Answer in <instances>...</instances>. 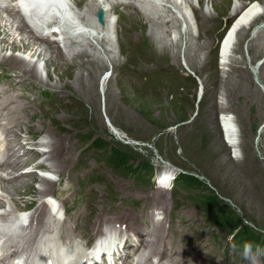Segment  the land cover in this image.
Returning <instances> with one entry per match:
<instances>
[{
    "label": "rangeland",
    "instance_id": "374dc122",
    "mask_svg": "<svg viewBox=\"0 0 264 264\" xmlns=\"http://www.w3.org/2000/svg\"><path fill=\"white\" fill-rule=\"evenodd\" d=\"M175 1L184 4L185 9L193 6V17L201 28L199 40L168 39L152 22L139 18L143 28L125 19V33L119 36L115 51L98 58L88 55L89 60L93 58L104 65L90 75L83 68L77 69L85 61L84 56L59 64L43 50L37 55L29 45L22 49L23 35L0 19V25L9 35L5 37L7 43L16 46L3 49L1 35L0 59L6 61L13 57L19 61L23 56L18 52H22L24 63L33 64L38 73V82L24 81L17 96L12 97L23 100L13 103L19 109L17 140L13 143L19 141L21 133L49 131L51 143L55 142L50 160L71 181L77 179L71 170L74 150L81 148L76 139L88 134L106 141L111 148L107 153L115 148L139 162H168L198 176L249 226L264 234V31L252 38V28L242 31V27L240 35H235L240 38V45L225 59L215 49L236 11L245 9L251 1L262 0H220L216 5L211 0ZM261 21L264 16L253 25ZM149 53L152 55L148 56ZM8 63L16 71L15 62ZM20 70L24 71L22 67ZM79 74L86 79L77 80ZM43 90L51 97H44ZM224 112L231 115L238 130L239 145L235 152L225 137L221 122ZM64 141L65 150L58 154V144ZM70 148L69 160L64 153ZM65 163L69 165L62 167ZM108 173L104 177L107 183L95 186L98 200L92 205V211L111 206L108 211L105 209L108 216H113L115 210L119 214L128 213L124 205L132 191H128L124 180L129 178L123 180L115 171ZM39 184L34 178H18L9 184V188L18 192L9 198L18 204L24 203ZM109 185L120 196L118 199ZM185 192L194 202L201 194L191 188ZM140 193L139 197L144 199L146 193L141 188ZM120 198L121 202L116 203ZM203 221L215 240L226 239L224 232L206 225L205 218ZM174 223L166 241L189 250V240L175 232L180 228ZM232 240L234 244H242L237 235ZM224 244L211 246L214 252L221 253ZM254 253L255 264H264L260 252L254 250ZM187 257L197 263L192 253ZM246 259L245 263L253 264L251 257Z\"/></svg>",
    "mask_w": 264,
    "mask_h": 264
},
{
    "label": "bare ground",
    "instance_id": "6f19581e",
    "mask_svg": "<svg viewBox=\"0 0 264 264\" xmlns=\"http://www.w3.org/2000/svg\"><path fill=\"white\" fill-rule=\"evenodd\" d=\"M105 1L109 2V0H105ZM219 1L220 0H211V2L215 3V5L218 4ZM254 2L255 1H253V2L251 1L247 7H243L245 9H242V8L240 9L239 8V10L236 11L237 16H236L235 20L232 23L233 29L234 30L236 29V30H235V32L230 31L226 35V37L224 39V42H223L222 51H221V58H223V59L227 58V56H226V53H227L226 52V49L227 48L229 49V52L230 51L233 52L234 51V47H236V45H240V42H241L239 40L240 38L239 39L235 38V35H240V33L242 31H244L246 28H247V30L251 29V24L255 21L254 19L257 18V17H261L262 15H264V1L262 0L261 2L260 1H256L255 3ZM117 4L118 3H116L115 5H117ZM89 5L90 6H93L92 3H89ZM11 11L12 10H10L9 12H11ZM233 15H234V13L232 14V16ZM0 19L6 20L2 14H0ZM128 21L131 24H135L137 26H140V27H143L144 28V24L141 22V20L139 19V17L137 15H135V14H130L129 15V18H128ZM140 22L143 24V26H142V24ZM10 26H11V28L13 27L11 24H10ZM242 27H243V30L240 32V29ZM20 28H23V27H20ZM77 30H81V29L78 28ZM77 30H75V31H77ZM258 31H261V32L264 31V24L262 26H260L259 28H257L254 32H258ZM16 32L20 33L19 31H16ZM7 33H6V30H4L2 28V26L0 25V36L3 35V38L1 39V42L3 43V49H5V48L7 49L8 47L10 49L16 48V46L14 44H11L10 45V44L7 43V40L5 38V37H8L9 36V35H7ZM20 36H21V34H20ZM20 42H21V47H23L22 49L27 48L26 46H28V45L30 46L28 48H30V49L32 48L31 50L34 49V44L31 43L24 36H22V39L20 40ZM46 42H48V40H46L45 38H42V39H40L38 41V46L46 45ZM38 49L41 50L40 48H38ZM51 52H53L54 54H56V59L57 60H60V57H61L60 56V52L57 49L54 48V49L51 50ZM46 54H49L48 56H50V59L53 60L52 59V53H46ZM88 55L89 54H87V53H79L78 55H76V57H80V56L86 57L85 61L81 65L78 66V68H77L78 70H79V68H83V70H86L87 71V75H90V73H92V72H96V71H99V70L103 69L104 65L99 64L98 61L97 60H93V58L91 60H89ZM94 57H96V56H94ZM16 59H13V57H9V58L5 59L6 61H4V62L6 64L8 62H10V61L15 62L16 66H17V69H16L15 72L18 71L17 73L20 74V75H22V76H28L31 79H37L36 78V75L38 74L36 72V69L37 68L34 67L33 64L32 65L31 64L27 65L26 63H24V60L19 59V61H18ZM12 65L13 64H11V66L8 65V67L10 69H12L11 68ZM20 67H22L24 69V71L22 70V72H21ZM27 72H28V74H26ZM83 78L86 79V77H84L82 74L81 75L79 74L78 76H76V79L79 80V81H82ZM39 81H41V80H39ZM4 109L5 110L3 112L2 118H0V128H1L0 129V137L3 135L9 141L10 138L14 137V135L10 131H7L8 123L6 121L9 120V117H11V116H7V115L10 114V110H9V108H7V106H5ZM16 113L17 112H12V115H15ZM221 122H222V125H223V128H224L225 137L227 138L230 147L235 152L236 149H238L239 138H238V130H237V128H236V126H235V124L233 122V119L231 118V115H228L225 112L222 113ZM61 156L63 157L64 155H61ZM6 177L18 178V175L16 174V172L15 173L5 172L4 175L3 174L0 175V183L4 182L5 179H6ZM39 182H41V183H47V184L50 183V181L47 180L46 178L39 179ZM14 189L15 188H13V187H10V188L8 187L7 189H5V190H3L1 192H2L3 195L5 194L6 196H11V195H14V194H16L18 192V190H14ZM8 204L10 206H16V203H14V202H9ZM31 225H33V223ZM36 225H37V227L33 229L31 236H37V235H39V236L41 235L42 236L44 233H49V230H47V226L45 224L42 225L40 222H37Z\"/></svg>",
    "mask_w": 264,
    "mask_h": 264
},
{
    "label": "trees",
    "instance_id": "16d2710c",
    "mask_svg": "<svg viewBox=\"0 0 264 264\" xmlns=\"http://www.w3.org/2000/svg\"><path fill=\"white\" fill-rule=\"evenodd\" d=\"M98 151H107L109 145L103 139L97 138L94 141ZM111 149V148H110ZM105 156L109 164L119 171L131 168L129 161L134 159L121 151L112 148ZM182 181L191 189L201 193L196 200L197 205L201 206L207 215L210 225L216 226L220 231L234 238L236 235L241 237V243L251 242L253 247L261 250L264 260V234L259 230L249 226L231 206L220 199L219 195L205 186V183L192 175H182ZM239 240V239H238Z\"/></svg>",
    "mask_w": 264,
    "mask_h": 264
},
{
    "label": "clouds",
    "instance_id": "9594fccd",
    "mask_svg": "<svg viewBox=\"0 0 264 264\" xmlns=\"http://www.w3.org/2000/svg\"><path fill=\"white\" fill-rule=\"evenodd\" d=\"M242 254L245 258L251 257L253 260V264H255L256 257H255V253L253 251V245L251 242L244 243Z\"/></svg>",
    "mask_w": 264,
    "mask_h": 264
}]
</instances>
